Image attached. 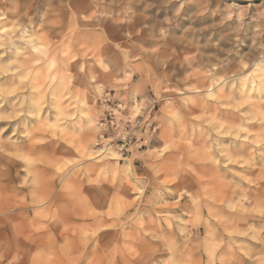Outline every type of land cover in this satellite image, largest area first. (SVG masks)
<instances>
[{
    "label": "clouds",
    "instance_id": "clouds-1",
    "mask_svg": "<svg viewBox=\"0 0 264 264\" xmlns=\"http://www.w3.org/2000/svg\"><path fill=\"white\" fill-rule=\"evenodd\" d=\"M0 264H264V0H0Z\"/></svg>",
    "mask_w": 264,
    "mask_h": 264
}]
</instances>
